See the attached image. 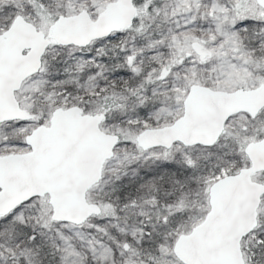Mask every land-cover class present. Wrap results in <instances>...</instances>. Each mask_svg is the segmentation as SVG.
Listing matches in <instances>:
<instances>
[{
  "label": "snow or ice",
  "instance_id": "obj_1",
  "mask_svg": "<svg viewBox=\"0 0 264 264\" xmlns=\"http://www.w3.org/2000/svg\"><path fill=\"white\" fill-rule=\"evenodd\" d=\"M0 264H264V0H0Z\"/></svg>",
  "mask_w": 264,
  "mask_h": 264
}]
</instances>
